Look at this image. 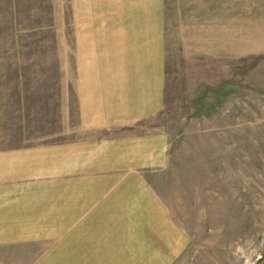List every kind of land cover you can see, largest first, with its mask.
<instances>
[{"label":"crops","instance_id":"0c3cea01","mask_svg":"<svg viewBox=\"0 0 264 264\" xmlns=\"http://www.w3.org/2000/svg\"><path fill=\"white\" fill-rule=\"evenodd\" d=\"M64 26L59 84L0 77V264H174L192 241L155 185L168 0H65Z\"/></svg>","mask_w":264,"mask_h":264},{"label":"rangeland","instance_id":"374dc122","mask_svg":"<svg viewBox=\"0 0 264 264\" xmlns=\"http://www.w3.org/2000/svg\"><path fill=\"white\" fill-rule=\"evenodd\" d=\"M168 22L156 125L169 174L155 185L192 241L174 264H264V0H168ZM64 23L65 0H0V77L59 84L73 55ZM9 84L0 78V137L17 136L12 111L3 121Z\"/></svg>","mask_w":264,"mask_h":264}]
</instances>
